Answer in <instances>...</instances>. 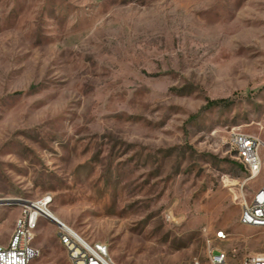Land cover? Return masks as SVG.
<instances>
[{
	"label": "rangeland",
	"instance_id": "1",
	"mask_svg": "<svg viewBox=\"0 0 264 264\" xmlns=\"http://www.w3.org/2000/svg\"><path fill=\"white\" fill-rule=\"evenodd\" d=\"M232 132L264 140V0H0V244L46 198L117 263L240 264L264 166ZM59 229L30 264H71Z\"/></svg>",
	"mask_w": 264,
	"mask_h": 264
},
{
	"label": "built area",
	"instance_id": "2",
	"mask_svg": "<svg viewBox=\"0 0 264 264\" xmlns=\"http://www.w3.org/2000/svg\"><path fill=\"white\" fill-rule=\"evenodd\" d=\"M229 143L235 149L243 167L249 172V179L257 176L264 166V140L244 132H232ZM38 217H33L32 211H25L17 219L7 245L0 244V264H30L40 256V249L32 244ZM240 222L252 227H264V185L249 201L244 199ZM61 224L57 235L71 264H120L111 258L105 244L89 243L78 233ZM218 237L226 238V235L219 232ZM209 258L212 264H229L228 254L220 249H211ZM240 264H264V252L248 255Z\"/></svg>",
	"mask_w": 264,
	"mask_h": 264
},
{
	"label": "bare ground",
	"instance_id": "3",
	"mask_svg": "<svg viewBox=\"0 0 264 264\" xmlns=\"http://www.w3.org/2000/svg\"><path fill=\"white\" fill-rule=\"evenodd\" d=\"M16 201V200H15ZM25 205V204H24ZM48 205V200L46 198H43L39 201L36 202H30L27 204V207L32 211L33 217L35 216H40V215H45L49 219H56L59 222H61V226L63 227H68L65 223H63L54 213L48 210L47 208ZM60 226V225H59ZM70 228V227H68ZM71 229V228H70ZM74 231V230H73ZM75 232V231H74Z\"/></svg>",
	"mask_w": 264,
	"mask_h": 264
},
{
	"label": "water",
	"instance_id": "4",
	"mask_svg": "<svg viewBox=\"0 0 264 264\" xmlns=\"http://www.w3.org/2000/svg\"><path fill=\"white\" fill-rule=\"evenodd\" d=\"M52 220H54L55 222H57L58 224H61V222H59L58 220H56V219H52Z\"/></svg>",
	"mask_w": 264,
	"mask_h": 264
}]
</instances>
